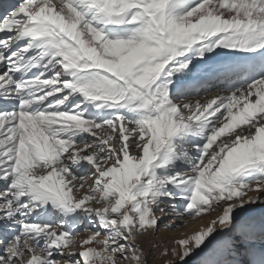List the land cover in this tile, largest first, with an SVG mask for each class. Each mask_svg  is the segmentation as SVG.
<instances>
[{"label":"snow or ice","instance_id":"snow-or-ice-1","mask_svg":"<svg viewBox=\"0 0 264 264\" xmlns=\"http://www.w3.org/2000/svg\"><path fill=\"white\" fill-rule=\"evenodd\" d=\"M262 194L264 0L0 19V264H264Z\"/></svg>","mask_w":264,"mask_h":264},{"label":"bare ground","instance_id":"bare-ground-1","mask_svg":"<svg viewBox=\"0 0 264 264\" xmlns=\"http://www.w3.org/2000/svg\"><path fill=\"white\" fill-rule=\"evenodd\" d=\"M9 0H0V7L1 8H5V12L3 11L2 12V17L0 19H2L6 13H8L9 11H11L15 6H18V4L21 2V0H14L16 5L14 6H10L9 5ZM0 8V9H1ZM1 13V12H0ZM213 91H216L215 89H213ZM206 95V94H205ZM220 210L219 209H216L214 212H211V213H208L206 214L205 216L193 221L191 220L190 218H188V222L187 224L185 225V227H183V230H180V232L178 233V235H169L168 234H165V235H162V237H166V238H169V239H175V238H183V237H186L188 235H191L192 233H194L195 231H198L200 230L201 228H206L209 226L211 220H213L216 216V213L219 212ZM159 239H162L161 237ZM160 242H162L160 240ZM195 259V257L193 259H190L188 261V264H193V260ZM159 260V264H163V261L158 259ZM156 264V263H155Z\"/></svg>","mask_w":264,"mask_h":264},{"label":"rangeland","instance_id":"rangeland-1","mask_svg":"<svg viewBox=\"0 0 264 264\" xmlns=\"http://www.w3.org/2000/svg\"><path fill=\"white\" fill-rule=\"evenodd\" d=\"M13 3H15V2H13ZM262 195H264V194H262ZM81 227L83 228V227H89L88 225H81ZM183 227H185V224H183V222H181V221H177V226H176V228L173 230V231H168V230H163L162 229V235H165V234H168V236L169 235H178V233L180 232V230H183ZM88 233H84V235L86 236ZM162 235H161V238H162ZM160 237H156V239H157V241L158 242H160V240L162 241V239H159ZM159 264V260L157 259V260H155L154 262H153V264Z\"/></svg>","mask_w":264,"mask_h":264}]
</instances>
